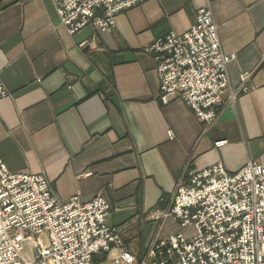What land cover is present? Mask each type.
<instances>
[{"label": "crops", "instance_id": "1", "mask_svg": "<svg viewBox=\"0 0 264 264\" xmlns=\"http://www.w3.org/2000/svg\"><path fill=\"white\" fill-rule=\"evenodd\" d=\"M205 5L222 49L237 54L226 95L245 71L254 86L220 106L211 124L180 97L160 100L157 64L144 50L187 31ZM128 52L134 60L120 63ZM0 78L10 92L0 99V156L10 170L45 173L64 201L102 194L108 223L138 254L157 238L192 232L151 216L171 206L188 169L264 164V0H145L106 32L88 25L75 34L52 0H0ZM220 139L228 143L216 147Z\"/></svg>", "mask_w": 264, "mask_h": 264}, {"label": "built area", "instance_id": "2", "mask_svg": "<svg viewBox=\"0 0 264 264\" xmlns=\"http://www.w3.org/2000/svg\"><path fill=\"white\" fill-rule=\"evenodd\" d=\"M70 34L93 25L100 32L116 26V15L145 0H52ZM159 79L160 100L180 97L211 124L220 106L249 93L253 71L230 87L228 65L237 54L222 49L210 5L199 8L185 32L172 31L145 48ZM0 78V99L8 97ZM171 139L173 130L168 131ZM227 139L216 140L222 147ZM112 207L98 193L62 200L43 172L12 171L0 156V264H264V164L249 160L229 172L218 162L188 169L178 182L172 204L151 216L173 218L192 232H176L135 253L117 226L108 223Z\"/></svg>", "mask_w": 264, "mask_h": 264}, {"label": "water", "instance_id": "3", "mask_svg": "<svg viewBox=\"0 0 264 264\" xmlns=\"http://www.w3.org/2000/svg\"><path fill=\"white\" fill-rule=\"evenodd\" d=\"M120 63L129 62L134 60V54L132 52L124 53L118 57Z\"/></svg>", "mask_w": 264, "mask_h": 264}, {"label": "trees", "instance_id": "4", "mask_svg": "<svg viewBox=\"0 0 264 264\" xmlns=\"http://www.w3.org/2000/svg\"><path fill=\"white\" fill-rule=\"evenodd\" d=\"M105 261H106V257L105 256H100V255H96L95 256L96 264H102Z\"/></svg>", "mask_w": 264, "mask_h": 264}, {"label": "bare ground", "instance_id": "5", "mask_svg": "<svg viewBox=\"0 0 264 264\" xmlns=\"http://www.w3.org/2000/svg\"><path fill=\"white\" fill-rule=\"evenodd\" d=\"M144 2V1H143ZM142 3V2H141ZM126 10H128V9H126ZM124 11V10H123ZM147 52V51H146ZM151 53V52H150Z\"/></svg>", "mask_w": 264, "mask_h": 264}, {"label": "rangeland", "instance_id": "6", "mask_svg": "<svg viewBox=\"0 0 264 264\" xmlns=\"http://www.w3.org/2000/svg\"><path fill=\"white\" fill-rule=\"evenodd\" d=\"M148 46H149V45H148ZM145 48H146V47H145ZM144 50H145V49H144ZM145 51H146V50H145ZM182 178H183V177H182ZM182 178H181V179H182ZM181 179H180V180H181Z\"/></svg>", "mask_w": 264, "mask_h": 264}]
</instances>
